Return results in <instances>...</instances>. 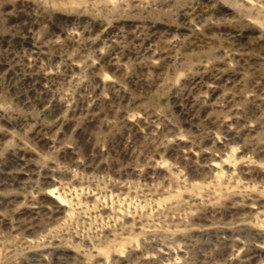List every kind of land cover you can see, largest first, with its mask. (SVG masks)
<instances>
[{"label":"rangeland","instance_id":"1","mask_svg":"<svg viewBox=\"0 0 264 264\" xmlns=\"http://www.w3.org/2000/svg\"><path fill=\"white\" fill-rule=\"evenodd\" d=\"M0 264H264V0H0Z\"/></svg>","mask_w":264,"mask_h":264}]
</instances>
